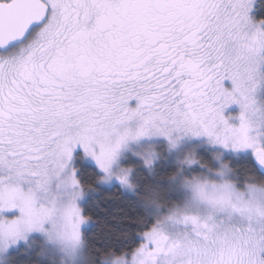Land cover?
<instances>
[{"label":"snow or ice","instance_id":"obj_1","mask_svg":"<svg viewBox=\"0 0 264 264\" xmlns=\"http://www.w3.org/2000/svg\"><path fill=\"white\" fill-rule=\"evenodd\" d=\"M262 67L264 0H0L6 264H51L33 242L53 214L86 234L102 192L135 206L123 189L142 185L153 160L115 171L131 143L197 147L190 173L211 175L209 153H222L237 187L264 179ZM120 230L126 239L107 246L133 264H264V188L212 186L170 225L139 214Z\"/></svg>","mask_w":264,"mask_h":264},{"label":"rangeland","instance_id":"obj_2","mask_svg":"<svg viewBox=\"0 0 264 264\" xmlns=\"http://www.w3.org/2000/svg\"><path fill=\"white\" fill-rule=\"evenodd\" d=\"M261 71H264V67L261 68ZM255 96L258 104L264 105V84L258 86ZM239 111V106L233 104L226 109V115H238ZM144 142L142 141V143ZM151 142L156 144L148 146L131 143L127 148H122L117 157L115 171L119 172L121 168H131L133 171L132 166L124 165L132 160L139 161L142 167V161L148 154H151L153 163L151 167L145 169H151L162 158V152H164L166 160L174 162L178 166L177 175L167 183L169 191L164 190L163 196L159 197L158 202L154 200L142 202L143 206L151 212L152 218L162 225H170L177 214L197 207L204 191L212 186L221 188L226 184L232 185L234 192L240 195H244L248 188L257 190L264 188V186L249 184L237 187L229 179V171L222 162V153L219 152L212 153V158L218 167L215 170L211 169V175L197 173L188 176L191 162L197 160V147L183 145L174 147L166 144L163 138H153ZM191 142L198 143L200 141L193 140ZM123 190L133 195V183L125 186ZM71 204L72 200L67 199L61 207L68 208ZM40 237L35 240L38 243L39 252L42 256H47L52 264H86L82 233L78 228L73 227L71 220L64 213L48 217L40 228ZM0 264H6L2 250H0ZM100 264H133V260L130 254L127 257H106L101 260Z\"/></svg>","mask_w":264,"mask_h":264},{"label":"trees","instance_id":"obj_3","mask_svg":"<svg viewBox=\"0 0 264 264\" xmlns=\"http://www.w3.org/2000/svg\"><path fill=\"white\" fill-rule=\"evenodd\" d=\"M162 153V158L159 159L151 169H145L142 185L132 181L134 186V193L132 196L136 198L135 206L115 189L108 192H102L99 199L93 201L95 207L92 209L91 215L95 227L86 234L82 233L86 264H100L101 260L106 257L125 256L126 249L118 250L115 247H108L107 245L122 243L127 237V232L121 231L120 229L126 227L129 223H135V218L139 214L141 218H152L151 212L143 206L142 202L147 200L158 202L159 197L163 196L164 190L169 191L167 183L174 179L179 169L174 162L166 160L164 152ZM212 153L213 152L209 153L206 165L210 169L215 170L218 165L212 158ZM196 157L198 160L199 149H197ZM222 162L227 167L229 176H231L234 171L231 161L222 158ZM124 165L132 166L133 171H135L136 167H141L140 162L135 160L128 161ZM213 165L215 166L213 167ZM238 166L241 168L244 167L243 164ZM195 174L197 173H190L188 176ZM248 180L254 181L251 185L264 186V179L258 178L253 173H248L246 175L245 181ZM231 181L236 184V181ZM243 185H247V183L245 182ZM84 194L87 195L88 193ZM37 244L36 241L33 242V245L37 249V253L40 254L39 246Z\"/></svg>","mask_w":264,"mask_h":264}]
</instances>
